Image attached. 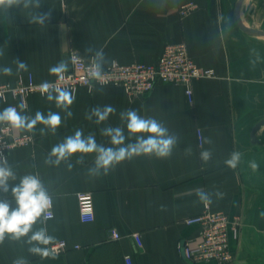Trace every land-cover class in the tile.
<instances>
[{"label": "crops", "instance_id": "obj_1", "mask_svg": "<svg viewBox=\"0 0 264 264\" xmlns=\"http://www.w3.org/2000/svg\"><path fill=\"white\" fill-rule=\"evenodd\" d=\"M187 1L196 7L182 16L178 8ZM236 1L40 0L37 9L0 8V69H13L11 76L0 72V84H15L28 74L37 82L53 80L51 66L67 60L69 51L91 60L94 53L85 51L89 47L103 50L105 67L114 60L153 62L165 46L184 43L196 64L215 72L213 77L191 82V101L182 84L159 82L134 98L119 85L95 84L91 93L82 85L74 93L71 118L45 96L28 94L23 114L59 112L62 124L54 135H41L45 127L41 124L33 132L12 129L29 133L33 141L9 152L8 164L17 175L10 183H18L26 174L40 176L52 196L53 216L46 224L38 221L34 229L46 227L54 237L47 247L65 240L68 249L54 253L55 258H42L28 252L24 239L6 238L0 244V264H13L18 258L27 264H125V254H131L132 264H218L189 262L179 249L184 242L192 245L199 240V225L185 223L203 209L197 190L224 193L222 199L212 196L210 209L238 218L237 237H228L233 254L228 264H264V124L255 132L257 142L250 141L253 125L264 118V35L248 34L238 27ZM48 12L51 16L45 24L31 23L36 13ZM240 18L245 25L264 31V0H243ZM14 59L24 61L28 71H16ZM19 103L8 94L0 99V111ZM104 105L116 108L107 121L97 125L85 119L91 108ZM128 109L161 121L178 137L169 158L135 157L95 177L88 175L94 154L85 155L83 164L76 163L80 154L72 156L71 170L64 162L59 166L44 163L51 148L76 129L110 146L101 129L124 127L119 113ZM209 138L211 144L205 142ZM189 148L191 154L186 155ZM204 150L211 152L207 162L200 157ZM232 152L241 153L236 168L225 164ZM251 162L259 165L257 170ZM79 192L92 194L91 221L79 219ZM110 228L119 232V239L108 237ZM132 234H137L140 246H135Z\"/></svg>", "mask_w": 264, "mask_h": 264}, {"label": "clouds", "instance_id": "obj_2", "mask_svg": "<svg viewBox=\"0 0 264 264\" xmlns=\"http://www.w3.org/2000/svg\"><path fill=\"white\" fill-rule=\"evenodd\" d=\"M39 8L40 0H0V8L9 10L13 7ZM51 13L35 14L31 23L45 24L50 19ZM88 53H94L91 57V64L88 70V90L91 93L95 87V82L104 80V65L107 63L102 49L95 50L91 47L85 49ZM79 61L78 56L71 57V64ZM16 71H28V65L19 59H14ZM255 63V61H253ZM69 62L61 60L49 68V74L55 76V83L44 81L40 86L41 95L45 96L49 102H54L57 108L64 111L66 118H71L73 112L70 110L75 101L73 92L61 87V81L66 79ZM5 76L13 75L10 66L0 69ZM100 91V89H97ZM19 109V110H18ZM26 104L23 100L17 106H8L0 111V125L8 126L16 130L33 132L38 124L44 125L40 129L41 135L51 132L53 135L62 124V117L59 112L49 110L45 115L41 111H36L34 116L23 114ZM116 113V108L112 105L96 106L85 113V119L100 125L107 121L110 115ZM121 126H108L101 129V135L109 139V145L98 143L94 134L85 136L82 129H76L73 135H69L64 140L51 148L44 163L50 166H59L62 162L67 164L68 170L73 168L70 158L80 154L77 164H83L84 156L94 154L93 166L88 169L89 176H99L101 173L107 175L110 170L126 160H132L140 156H155L158 159H166L172 155L173 149L178 144V137L170 133L169 129L153 117L141 116L136 110L128 109L119 113ZM125 128L127 135L125 134ZM134 138V140L132 139ZM132 140V142H126ZM211 144V139L205 141ZM186 155L191 154V149L185 150ZM203 161L207 162L211 158V152L204 150L200 153ZM241 160L240 152H232L225 164L231 168H236ZM251 168L257 170L259 165L251 162ZM17 175L8 164L7 159L0 154V244L5 239L24 242L29 245L28 252L42 258L53 257L55 254L47 247L54 237L48 234L46 227L34 229L37 222L46 224L49 218V210L52 207V196L42 182L38 174H26L16 181ZM10 194V198L8 195ZM199 200L204 204L212 203V196L222 199L224 193L215 191L208 193L202 190L196 192ZM13 204L15 205L13 207ZM163 207V206H162ZM26 238V239H25ZM13 264H27L24 258H18Z\"/></svg>", "mask_w": 264, "mask_h": 264}, {"label": "built area", "instance_id": "obj_3", "mask_svg": "<svg viewBox=\"0 0 264 264\" xmlns=\"http://www.w3.org/2000/svg\"><path fill=\"white\" fill-rule=\"evenodd\" d=\"M196 7L195 2L187 1L182 3L178 10L184 16ZM78 56L79 61L71 64V57ZM69 62L66 79L59 82L61 87L75 93L79 86H88V70L91 60H84L77 52L67 53ZM215 75L212 68L199 66L189 56L184 43L167 45L162 53L153 62L134 61L123 64L116 60L111 61L104 67V80L95 82L101 85H119L129 98H134L149 92L155 84L171 83L182 84L188 100H192L191 82L198 78H210ZM57 78L49 82L55 83ZM43 82H37L33 76L19 77L15 84H0V99L6 95L18 98L25 102V98L30 93L41 95L39 86ZM200 138V137H199ZM33 141L29 133H15L12 128L0 125V154L6 159L9 152L16 148L31 144ZM79 219L88 222L93 219V199L90 192H79L76 195ZM53 216L52 207L49 210V218ZM48 218V219H49ZM186 224H197L200 227L199 240L195 244L183 243L179 249L185 260L189 262L216 261L218 264H228L233 260V254L228 247V237L232 234L237 237L239 221L236 216L230 218L225 212L212 210L209 204H204L201 212L189 216L185 219ZM119 232L115 228L108 230L110 239H119ZM137 234H132L131 238L138 247ZM74 245L73 248H78ZM53 253H60L68 249L65 240H58L49 247ZM125 264H132L131 254L124 255Z\"/></svg>", "mask_w": 264, "mask_h": 264}, {"label": "water", "instance_id": "obj_4", "mask_svg": "<svg viewBox=\"0 0 264 264\" xmlns=\"http://www.w3.org/2000/svg\"><path fill=\"white\" fill-rule=\"evenodd\" d=\"M243 0H237L235 4V9H234V16H235V21L238 27L244 31L245 33L252 34V35H264V31L260 29L253 28L251 26L245 25L241 18H240V7L242 4ZM264 124V118L256 122L250 133V141L251 143H256L257 142V137L255 135V132L261 127V125Z\"/></svg>", "mask_w": 264, "mask_h": 264}]
</instances>
